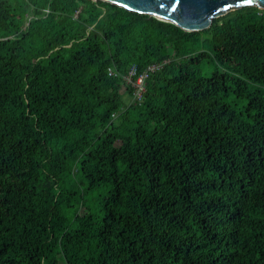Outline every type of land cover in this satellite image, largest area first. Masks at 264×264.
I'll return each mask as SVG.
<instances>
[{
	"label": "trees",
	"instance_id": "1",
	"mask_svg": "<svg viewBox=\"0 0 264 264\" xmlns=\"http://www.w3.org/2000/svg\"><path fill=\"white\" fill-rule=\"evenodd\" d=\"M0 264H264V10L0 0Z\"/></svg>",
	"mask_w": 264,
	"mask_h": 264
},
{
	"label": "water",
	"instance_id": "2",
	"mask_svg": "<svg viewBox=\"0 0 264 264\" xmlns=\"http://www.w3.org/2000/svg\"><path fill=\"white\" fill-rule=\"evenodd\" d=\"M98 1V0H94ZM172 23L186 32H201L213 20L243 7L264 10V0H99Z\"/></svg>",
	"mask_w": 264,
	"mask_h": 264
},
{
	"label": "built area",
	"instance_id": "3",
	"mask_svg": "<svg viewBox=\"0 0 264 264\" xmlns=\"http://www.w3.org/2000/svg\"><path fill=\"white\" fill-rule=\"evenodd\" d=\"M167 62L149 65L143 72H139L136 65L132 66L124 77L127 86L133 89V100L140 103L146 93L147 80L151 74L160 71ZM109 75H116L112 68H109Z\"/></svg>",
	"mask_w": 264,
	"mask_h": 264
},
{
	"label": "rangeland",
	"instance_id": "4",
	"mask_svg": "<svg viewBox=\"0 0 264 264\" xmlns=\"http://www.w3.org/2000/svg\"><path fill=\"white\" fill-rule=\"evenodd\" d=\"M202 68H203L202 69L203 70V75L208 77V76H210V74H211V72H212L214 67L210 63L209 64L204 63ZM128 101H130V99ZM228 101L230 103L234 104V105H237L238 107H242L246 103L245 101H242V100H236L233 95H230L228 97ZM77 180H78V186L83 191L85 189L86 185L83 183V180H82L80 175L77 176ZM97 196H94V197L97 198ZM56 247H58V245L54 244V248H56Z\"/></svg>",
	"mask_w": 264,
	"mask_h": 264
},
{
	"label": "snow or ice",
	"instance_id": "5",
	"mask_svg": "<svg viewBox=\"0 0 264 264\" xmlns=\"http://www.w3.org/2000/svg\"><path fill=\"white\" fill-rule=\"evenodd\" d=\"M249 3H251V0H249Z\"/></svg>",
	"mask_w": 264,
	"mask_h": 264
}]
</instances>
